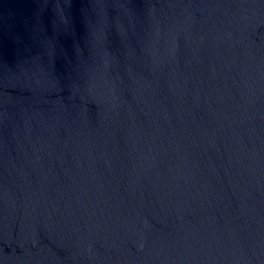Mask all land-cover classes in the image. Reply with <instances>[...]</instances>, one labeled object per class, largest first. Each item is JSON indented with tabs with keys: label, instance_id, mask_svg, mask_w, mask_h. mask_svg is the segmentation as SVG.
Masks as SVG:
<instances>
[{
	"label": "water",
	"instance_id": "1",
	"mask_svg": "<svg viewBox=\"0 0 264 264\" xmlns=\"http://www.w3.org/2000/svg\"><path fill=\"white\" fill-rule=\"evenodd\" d=\"M0 264H264V0H0Z\"/></svg>",
	"mask_w": 264,
	"mask_h": 264
}]
</instances>
